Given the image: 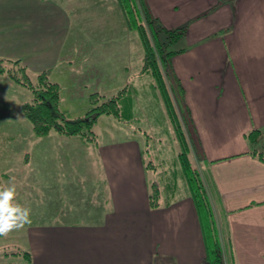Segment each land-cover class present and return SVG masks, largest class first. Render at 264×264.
<instances>
[{"label": "crops", "instance_id": "1", "mask_svg": "<svg viewBox=\"0 0 264 264\" xmlns=\"http://www.w3.org/2000/svg\"><path fill=\"white\" fill-rule=\"evenodd\" d=\"M143 1L164 27H186L171 47L168 86L215 216L228 228L233 264H264V147L257 146L264 131V0ZM133 36L116 0H0V47L12 49L0 56L19 59L30 73L47 70L60 88L90 85L95 91L87 97L127 80V60L117 58L131 54ZM105 116L113 119L111 131L97 134L96 143L63 140L68 162L52 170L75 176L41 182L55 210L47 216L55 217L26 227L29 264H204L189 191L166 186L161 205L150 208L157 179L146 138L132 120ZM88 148L98 172L78 179ZM83 184L89 194L71 201L69 185ZM59 201L73 209L62 210L67 220L57 218Z\"/></svg>", "mask_w": 264, "mask_h": 264}, {"label": "rangeland", "instance_id": "2", "mask_svg": "<svg viewBox=\"0 0 264 264\" xmlns=\"http://www.w3.org/2000/svg\"><path fill=\"white\" fill-rule=\"evenodd\" d=\"M172 46L175 47L176 43ZM11 50V46L7 48L4 46L0 47L1 53L2 51ZM131 50V54L127 53L117 58V62L119 63V59L123 61L127 60L129 72L127 73V80L125 82H118L113 88L106 90L99 88L97 90H100V92L109 97L118 89L127 86L133 102V118H136L134 121L132 119L131 124L141 131L140 135L142 137L144 136V138H146L144 144L149 151L145 157L149 159L148 163L150 162V166L156 171L155 174L151 171V174L159 181L162 188L165 189L170 183H174L178 194H185V192H188V187L184 180L180 165L177 162V155L179 152L178 143L165 112L164 105L152 86L153 78L150 73H143L141 79H139L142 49L135 31L133 36V49ZM4 57L8 56H2V58ZM27 73L32 80L35 79V73H30L29 71H27ZM166 83L168 86L167 77ZM86 87L87 88L82 86V88H79V86L76 85L73 87V84H70L63 85L62 88H60L59 106L60 109L66 113L67 117L75 118L82 116L90 108L91 105L87 96L90 92L95 90H93L94 88H91L90 85ZM151 91L153 94H151ZM29 98L30 92L25 87L12 81L5 73H0V186L14 184L17 191V202L23 207L31 210L30 224L25 225L21 230L9 233L6 237H0V264H29L22 257L10 255L9 253L16 250L29 252L26 243V227L36 222L44 224L49 219H54L55 217L53 216L51 218L47 216L55 210H52V202L48 198V195L46 196L44 192L45 186H41V182L45 180V178L50 179V177L56 179L61 176H69V178H71L70 176H75L73 172H69L68 175L66 173L67 171L61 170V168L52 170L53 163H56L58 166V163L65 159L66 162H68L69 157L66 154L63 140L66 141L70 139H66V136H61L55 132H51L46 136L35 135L29 122L24 118L21 111V104L28 101ZM106 118L109 117L103 114L100 115L98 121H96L93 126L96 135L98 134V138L100 139L103 137V131H111L107 122L113 119ZM142 130H144V132ZM183 130L186 135H188L185 125ZM110 136L113 137V134L110 133ZM187 138L189 139L188 136ZM67 142L71 145L69 141ZM257 142L258 147H264L263 130L257 136ZM79 151H81V149ZM28 157H30L29 161L27 159ZM84 157L85 158L80 161V163L82 162L81 164L84 165L75 171L76 175L80 173L78 179L82 177L86 178L87 176L85 175L97 174L96 172H98L95 163L97 159L92 148L86 150ZM191 160L195 163L192 153ZM60 179L63 180V178ZM87 186L91 188L89 185ZM87 186L85 184H83V186L69 185V197L71 201L78 200V197L72 198L74 195L78 196L82 193L89 194L90 190ZM55 198L54 195V199ZM58 204L57 218L62 217L64 220H67L68 217L66 216L70 217V215L64 212L73 209L64 204V202V205L61 204V201H59ZM61 205H63V207H61ZM62 210H64L63 213ZM71 214H74V212ZM5 252L8 254L5 255Z\"/></svg>", "mask_w": 264, "mask_h": 264}, {"label": "trees", "instance_id": "3", "mask_svg": "<svg viewBox=\"0 0 264 264\" xmlns=\"http://www.w3.org/2000/svg\"><path fill=\"white\" fill-rule=\"evenodd\" d=\"M116 1L125 26L134 30L140 40L143 51L140 72L150 73L152 76V86L160 97L174 130L179 148L177 162L196 208L204 241V264H233V249L228 228L223 227L224 225L216 218L209 187L200 169L191 160L190 143L183 130L184 121L177 111L166 83L169 61L176 53L171 47L184 34L186 27H164L152 17L143 0ZM0 73H5L12 81L30 92L28 101L21 104V111L37 136H46L55 132L67 137H79L84 143H96L97 135L93 126L100 115H111L123 122L133 119L132 97L127 86L118 89L109 97L99 92L91 93L88 97L91 106L86 113L69 118L59 106L60 86L49 78L47 70L37 73L35 79L32 80L19 59L0 57ZM258 132V130L251 132L249 137L252 140L255 139ZM173 187H175L174 183H170L166 190L172 191ZM162 189L159 181L153 180L150 183L148 193L150 208H157L161 205ZM7 254L5 252V255ZM9 254L20 256L30 263L31 258L28 251L16 250Z\"/></svg>", "mask_w": 264, "mask_h": 264}, {"label": "clouds", "instance_id": "4", "mask_svg": "<svg viewBox=\"0 0 264 264\" xmlns=\"http://www.w3.org/2000/svg\"><path fill=\"white\" fill-rule=\"evenodd\" d=\"M16 196L14 184L0 186V237H6L31 223V210L19 204Z\"/></svg>", "mask_w": 264, "mask_h": 264}]
</instances>
